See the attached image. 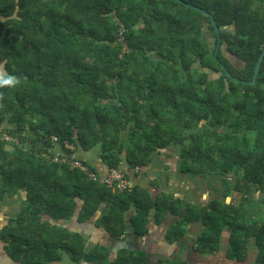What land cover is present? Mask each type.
Returning a JSON list of instances; mask_svg holds the SVG:
<instances>
[{
    "label": "trees",
    "instance_id": "trees-1",
    "mask_svg": "<svg viewBox=\"0 0 264 264\" xmlns=\"http://www.w3.org/2000/svg\"><path fill=\"white\" fill-rule=\"evenodd\" d=\"M183 1L213 15L219 61L210 17L177 0H0V71L18 80L0 86V207L19 205L0 222V250L13 264H54L64 254L76 264H148L139 251L112 258L56 222L96 218L120 239L131 219L139 238L152 213L159 224L179 217L169 243L201 223V254L217 255L229 232V260L246 261L254 245L264 264L255 199L264 192V60L255 85L238 81L253 80L264 51V0ZM57 145L68 157L100 147L108 168L126 161L131 170L173 149L184 174L221 180L222 199L199 207L136 185L113 192L48 160ZM234 193L238 205L226 201Z\"/></svg>",
    "mask_w": 264,
    "mask_h": 264
},
{
    "label": "crops",
    "instance_id": "crops-1",
    "mask_svg": "<svg viewBox=\"0 0 264 264\" xmlns=\"http://www.w3.org/2000/svg\"><path fill=\"white\" fill-rule=\"evenodd\" d=\"M55 150L56 154H63L64 152L60 145H57ZM75 153V157L88 162L100 176H105L108 173L110 168L106 166L100 156V147H95L89 151L78 149ZM120 169L127 173L134 186L147 189L155 198L159 194L173 195L176 198L187 199L192 204L195 202L199 207L208 205L213 199H222L223 186L221 180L212 179L211 181L196 176H192L193 178L190 175V177L187 176V174L181 172L179 156L173 149L159 153L151 165L142 169L141 174H133V169L129 168L126 161H124ZM241 196L234 193L226 201L238 205L242 200ZM255 199L264 203V192L257 193ZM2 208L0 207V222L4 225L10 216L9 214L4 215ZM14 212L16 210H13L12 214ZM134 213L135 209L131 210L129 218ZM2 216L8 218L3 220ZM178 221V216L168 213L162 223L159 224L156 222L155 213H152L149 218L147 234L138 238L134 233L135 228L131 229L133 224L131 223L132 225H130L131 219H129L126 236L120 239L112 238L103 227L96 226V218L79 223L77 214L71 220L58 221L56 223L70 230L80 232L88 239L89 243L105 247L111 253L112 258L121 250H129L146 253L148 264H160L163 260L181 261L183 264H256L258 252L254 245L251 246L246 261L238 262L228 259L229 232L225 233L221 250L217 255H203L198 252L196 250V242L205 229L201 223L189 225L185 236L181 240L169 243L167 234L170 228ZM1 251L6 255L3 250ZM7 259L9 263L6 262ZM2 260L0 264H13L7 255L6 259ZM80 264L89 263L81 262Z\"/></svg>",
    "mask_w": 264,
    "mask_h": 264
},
{
    "label": "built area",
    "instance_id": "built-area-1",
    "mask_svg": "<svg viewBox=\"0 0 264 264\" xmlns=\"http://www.w3.org/2000/svg\"><path fill=\"white\" fill-rule=\"evenodd\" d=\"M2 139L6 142H19L18 138H15L8 133H4ZM52 140L55 143L59 142L56 137H53ZM64 145L65 149H68L71 152L75 150L74 145L68 142H65ZM45 157L55 163L67 164L72 170L78 169L82 171L88 176L89 179L108 186L113 190V192L121 193L125 191H131L134 186L131 178H129L127 173L122 169L110 168L105 176H100L98 173L92 171L87 165H85L82 160L75 157L74 154L71 157H68L62 156V154H53L52 150H48V153L45 154ZM141 171L142 169L140 167H136L132 170L133 174H141Z\"/></svg>",
    "mask_w": 264,
    "mask_h": 264
},
{
    "label": "water",
    "instance_id": "water-1",
    "mask_svg": "<svg viewBox=\"0 0 264 264\" xmlns=\"http://www.w3.org/2000/svg\"><path fill=\"white\" fill-rule=\"evenodd\" d=\"M177 1H179L180 3H184V4H186L188 7H190V8H192L193 10H196V11H198V12H201V13H203V14H205V15H207V16H209L210 17V19H211V21H212V23H213V25H214V28H215V30H216V32H217V35H218V40H219V44L217 45V48H216V51H215V54H214V56L216 57V59L219 61V59H218V56H217V54H218V52H219V48H220V44H221V35H220V29H219V27L217 26V23H216V21H215V19H214V17H213V15H211L208 11H206V10H204V9H202V8H199V7H197V6H194L193 4H190V3H185L183 0H177ZM263 57H264V51L262 52V54H261V56H259V60H258V62H257V64H256V68H255V72H254V76H253V80L252 81H244V80H238L239 82H242V83H244V84H248V85H255L256 84V82H257V78H258V75H259V73H260V69H261V65H262V62H263ZM221 67H222V69L224 70V71H226V67L221 63ZM228 76H230L229 74H228ZM132 222H130V225H132L131 224ZM134 227H133V225L131 226V229H133Z\"/></svg>",
    "mask_w": 264,
    "mask_h": 264
},
{
    "label": "rangeland",
    "instance_id": "rangeland-1",
    "mask_svg": "<svg viewBox=\"0 0 264 264\" xmlns=\"http://www.w3.org/2000/svg\"><path fill=\"white\" fill-rule=\"evenodd\" d=\"M212 39L214 41V37H212ZM226 56H229V55L226 54ZM231 60H233L232 57H231ZM235 61H236V65H239L240 62L237 59H235ZM189 175L191 176V178L194 177L191 174H187V176H189ZM207 180H211L212 181V179H207ZM257 202H258V204H256L257 211H260L262 217H264V203L261 202V201H257ZM193 204L198 206V204H196L195 202ZM17 209H19V205L16 208L15 205H13L12 203H10L9 205H4L3 208H2V211H3V214L4 215L9 214V216L11 217L13 210H17ZM4 211H6V212H4ZM2 218H4L3 220H6L8 217L2 216ZM188 227H187V229H188ZM2 259H6V255L4 253H2V251L0 250V262L3 261ZM71 261L72 260L70 259V257L67 254H64L63 261H60L61 263H54V264H75L74 262H71ZM6 262L9 263L8 259L6 260Z\"/></svg>",
    "mask_w": 264,
    "mask_h": 264
},
{
    "label": "clouds",
    "instance_id": "clouds-1",
    "mask_svg": "<svg viewBox=\"0 0 264 264\" xmlns=\"http://www.w3.org/2000/svg\"><path fill=\"white\" fill-rule=\"evenodd\" d=\"M14 83H18L16 77L13 76H5L2 71H0V86L2 85H13Z\"/></svg>",
    "mask_w": 264,
    "mask_h": 264
},
{
    "label": "flooded vegetation",
    "instance_id": "flooded-vegetation-1",
    "mask_svg": "<svg viewBox=\"0 0 264 264\" xmlns=\"http://www.w3.org/2000/svg\"><path fill=\"white\" fill-rule=\"evenodd\" d=\"M213 36H211V38H212Z\"/></svg>",
    "mask_w": 264,
    "mask_h": 264
}]
</instances>
